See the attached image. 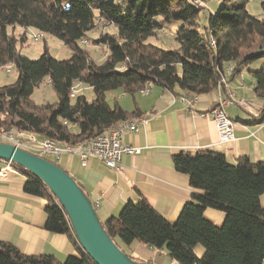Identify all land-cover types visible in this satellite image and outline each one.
Wrapping results in <instances>:
<instances>
[{"label": "trees", "instance_id": "trees-1", "mask_svg": "<svg viewBox=\"0 0 264 264\" xmlns=\"http://www.w3.org/2000/svg\"><path fill=\"white\" fill-rule=\"evenodd\" d=\"M248 1L221 0L200 28L204 9L193 0H0V66L12 64L17 71L13 83L0 86V128L15 127L39 138L74 143L139 115L116 101L108 103L109 90L121 89L133 96L150 83L198 96L217 87L228 64L233 65L232 78L254 61L261 66L249 70L253 93L263 107L253 122H264V1L261 16L246 9ZM171 21L179 22L176 48L147 42ZM98 24L116 29L91 39L107 48L99 64L80 45ZM16 27L23 31L15 34ZM27 28L56 36L70 49V56L55 58L45 46L37 59L22 54L17 44L27 39ZM44 79H49L57 100L35 104L30 95ZM77 83L89 86L94 98L89 101L81 94L71 98L69 92ZM172 163L201 193L192 194L173 223L142 196L127 201L116 217L101 222L111 240L118 247L137 241L164 250L177 264H261L264 207L259 197L264 193V157L252 162L243 156L231 163L217 151H180L172 156ZM17 168L26 174L24 192L47 199L44 228L69 236L80 256L58 261L48 254L26 255L0 241V264H94L75 240L52 194L39 179ZM206 208L224 214L220 226L204 218ZM197 245L203 247L200 257L194 250Z\"/></svg>", "mask_w": 264, "mask_h": 264}, {"label": "crops", "instance_id": "crops-1", "mask_svg": "<svg viewBox=\"0 0 264 264\" xmlns=\"http://www.w3.org/2000/svg\"><path fill=\"white\" fill-rule=\"evenodd\" d=\"M15 30L18 33L23 31L20 27ZM249 70L250 64L236 76L228 77L227 85L198 95L192 112L180 100L179 95L183 94L180 90L167 91L151 86L147 94L137 92L132 96L119 89L111 102L106 99L107 102L112 104L116 101L128 112L136 109L139 115L130 120L147 117L137 131L123 137L124 143L138 146L140 153L124 155L118 170L107 167L96 157H90L84 166L77 155L70 154H63L58 165L82 187L95 205L102 223L111 216L116 217L127 201H136L141 196L173 223L192 194L201 193L190 186L187 175L175 170L172 163L174 154L212 150L223 153L231 163L243 156L252 162L264 157V122H253L262 110L263 101L253 93L254 81ZM230 92L234 99L223 110L233 122V139L222 142L213 119L200 113L226 99ZM240 98L247 102V106L236 102ZM25 179V172L16 168L0 177V241L14 245L26 255L48 254L58 261H64L68 255L80 256L69 236L50 233L44 228L47 199L24 192ZM259 201L264 207V193ZM203 216L216 226L224 220L221 211L211 208H206ZM118 245L138 262L177 264L164 250L150 248L137 241L128 246ZM157 255L159 261L156 260Z\"/></svg>", "mask_w": 264, "mask_h": 264}, {"label": "built area", "instance_id": "built-area-1", "mask_svg": "<svg viewBox=\"0 0 264 264\" xmlns=\"http://www.w3.org/2000/svg\"><path fill=\"white\" fill-rule=\"evenodd\" d=\"M193 2L197 7L202 9L205 8L206 2L204 3V0H193ZM25 34L27 38H30L34 42L42 40L45 36L43 31L36 30L34 28H27ZM80 42L86 43L87 40L82 39ZM210 45H215L213 39H210ZM2 68L4 71L10 72L13 65H3ZM232 70L233 65L231 64H228L224 68L225 73ZM224 74L218 81L217 87L219 88L227 85L228 79H226ZM47 80L49 83V79ZM75 86L76 85H74L69 92V96L71 98L77 93ZM150 88L151 84L147 83L140 92L147 94L150 91ZM179 96L180 100L185 103L188 111L192 112V107L196 103L197 95H188L183 93ZM232 97H234V94L230 92L226 99L221 100L217 105L213 106L208 111L200 113L202 116L208 115L213 119L219 139L222 142L233 139V122L223 110V107L234 99ZM236 102L240 105L247 106V102L243 98L237 99ZM146 121L147 117L144 116H139L134 120H120L113 124L105 132L74 143H61L52 138H39L34 132L15 127L0 128V142L12 144L15 147L26 150L37 156L44 157L56 165L59 164L63 154H70L77 155L80 159V163L84 166L87 165L90 157H96L107 167L118 170L124 155H134L140 153V148L138 146L124 143V135L137 131L139 125L145 123ZM0 162L3 164V166L0 167V177L5 176L6 172L9 170L14 168L19 169L11 161L0 160Z\"/></svg>", "mask_w": 264, "mask_h": 264}, {"label": "water", "instance_id": "water-1", "mask_svg": "<svg viewBox=\"0 0 264 264\" xmlns=\"http://www.w3.org/2000/svg\"><path fill=\"white\" fill-rule=\"evenodd\" d=\"M0 160L11 161L43 183L63 209L75 240L94 264H152L134 260L111 240L88 195L60 166L2 142Z\"/></svg>", "mask_w": 264, "mask_h": 264}, {"label": "rangeland", "instance_id": "rangeland-1", "mask_svg": "<svg viewBox=\"0 0 264 264\" xmlns=\"http://www.w3.org/2000/svg\"><path fill=\"white\" fill-rule=\"evenodd\" d=\"M264 0H249L246 3V9L255 16H261L262 10L260 8V3ZM205 8L204 13L200 15L199 24L200 28L205 25V18L210 12H216L219 8L221 0H204ZM179 26V22L171 21L169 23H165L163 28L157 31L156 35L149 36L147 38V42L153 43L164 49H172L177 47V42L174 39V33ZM103 31L115 32L116 29L113 26H109L104 28L101 24H98L95 29L89 31L87 33L86 43H80L84 49H86L90 55V58L95 63H102L105 59V55L107 54V48L103 45L94 44L91 42L92 38L98 37ZM15 34H19L17 30H14ZM20 52L30 59H37L41 56L44 46L47 48L49 53L58 59H66L70 56V49L65 46L61 40H59L56 36L45 33V36L42 40L34 42L30 38H27L24 42L17 44ZM260 63L258 61H254L250 64V69L257 70L260 68ZM233 71V70H232ZM226 72L224 75L226 79H228L231 72ZM17 71L13 67L10 72L4 71L2 66L0 67V86L7 85L13 83L16 79ZM47 79H44L37 87L34 88L32 94L30 95V99L35 104H43V103H54L57 100L56 94L53 91L50 83L47 82ZM75 90L79 92V94L84 95L87 100H92L94 98V94L91 88L85 84L77 83L75 86ZM119 89L109 90L106 92V99L111 102L113 96H116ZM125 98L128 99L129 96L125 94ZM124 101V100H123ZM122 101V102H123ZM74 131L75 128H72ZM3 165V164H2ZM195 253L198 257H200L203 253V247L201 245H197L195 247ZM87 257V260L91 262V259ZM159 255L156 256V260L159 261Z\"/></svg>", "mask_w": 264, "mask_h": 264}]
</instances>
